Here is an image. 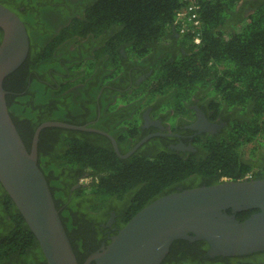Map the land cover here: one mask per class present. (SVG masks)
I'll list each match as a JSON object with an SVG mask.
<instances>
[{"label": "trees", "instance_id": "obj_1", "mask_svg": "<svg viewBox=\"0 0 264 264\" xmlns=\"http://www.w3.org/2000/svg\"><path fill=\"white\" fill-rule=\"evenodd\" d=\"M0 2L18 12L28 34L26 59L3 82L9 114L28 150L35 128L43 121L84 125L87 118L96 115L94 98L100 81L119 82L126 76L129 59L146 58L152 63L148 57L153 53L161 58L152 63V72L130 92L119 93L122 99L151 101L166 96L176 105L199 93L214 111H249L245 119L231 120L218 139L197 138L194 143L204 150L200 155L160 150L136 152L121 159L109 140L97 133L42 129L38 165L79 263L99 246L104 233L101 224L108 219L109 210L116 211L114 225L121 228L137 211L165 194L214 184L224 177L239 180L249 172L252 179L264 178V168L254 169L243 158L245 146L264 141V0L248 3L253 9L247 16L236 12L239 0H198L200 26L194 33H182L175 24L177 12L185 6L183 0H85L86 6L76 9L57 31L41 21L44 26L38 37L34 35L36 23L31 13L35 0ZM22 4L29 8L21 10ZM104 30L94 55L86 57L89 53L83 48L95 45L88 41ZM196 32L199 43L194 42ZM1 35L0 29V39ZM169 39L180 47L175 56L173 45L170 49L168 43H163ZM67 40L70 42L63 45ZM69 44L74 48L66 53ZM121 49L127 57L121 55ZM55 53L60 54V62ZM78 84L82 87L71 94L78 100L74 103L68 89ZM84 88H89L88 95ZM137 104L115 108L116 118L121 120L118 143L138 132ZM124 125L133 126L132 131L127 133ZM62 172L73 177L86 172L90 179L68 203L66 197L67 206L59 210L68 191ZM6 201L13 224L0 236V264H44L34 235L8 195ZM80 206H87L97 215L81 211ZM71 213L75 220L69 218ZM207 248L205 241L177 239L160 264H222L232 258L209 257ZM237 264L258 263L247 259Z\"/></svg>", "mask_w": 264, "mask_h": 264}, {"label": "water", "instance_id": "obj_2", "mask_svg": "<svg viewBox=\"0 0 264 264\" xmlns=\"http://www.w3.org/2000/svg\"><path fill=\"white\" fill-rule=\"evenodd\" d=\"M0 29V184L34 235L44 264H160L177 239L205 241L209 257L264 251V178L222 180L154 199L119 228L108 243H102L79 263L38 165L39 135L48 127L100 133L109 137L118 152L116 141L87 125L46 120L35 128L28 150L9 114L3 88L6 76L27 57L28 34L18 15L1 2ZM217 127L211 123L201 126L198 121L192 125L193 129L210 132ZM145 139L120 157L130 155ZM191 146L179 145L188 150ZM227 209L258 211L240 221ZM115 215L112 213L105 225L114 222Z\"/></svg>", "mask_w": 264, "mask_h": 264}, {"label": "flooded vegetation", "instance_id": "obj_3", "mask_svg": "<svg viewBox=\"0 0 264 264\" xmlns=\"http://www.w3.org/2000/svg\"><path fill=\"white\" fill-rule=\"evenodd\" d=\"M48 1V2H47ZM51 1V2H50ZM85 0H35V6H33L32 14L34 15V22L36 23V28L34 31L35 37L39 36L41 30L43 29L44 23L47 22L50 28L54 31L60 29L63 25H66L67 20L71 19L72 13L79 8H84L88 2H84ZM88 1V0H87ZM85 4H84V3ZM257 0H239L238 5L236 7V12H240L243 16H247L251 13L253 6L248 3L255 4ZM3 4V3H2ZM6 6V5H5ZM22 4L20 9H25V11L29 8ZM72 6V7H71ZM11 10V9H10ZM15 12L19 18L24 20L16 10H12ZM79 14L77 13L76 16ZM25 22V21H24ZM106 30L100 34L99 37L91 39L90 42L92 45L89 48H83L84 52H88L89 54L86 57H92L94 55V49L96 44H98L104 38V34ZM110 33H113L110 31ZM70 42V40L65 41L63 45H66ZM163 43H168V47L170 48L173 45L174 49H172V55L175 56L177 54V45L174 44L172 40H166ZM70 48V49H69ZM73 45L69 44L66 53L72 52ZM180 48V47H179ZM171 49V48H170ZM182 50V48H181ZM121 55L127 57V55L120 50ZM161 53V52H160ZM152 54V53H151ZM56 60L61 61L60 54H56ZM149 59L156 61V58H161L160 54L153 53L148 57ZM152 62V63H153ZM151 62H148L146 58L141 60L137 59H129L128 60V67H125L124 71L126 72V76L120 80L119 82H113V80H104L100 81L101 85L98 89V92L94 98V102L96 103V115L93 117H89L85 120L84 125L99 129L101 131L106 132L112 138L115 139L117 144L118 152H116L112 146V143L108 136L103 134L97 133L101 136H104L109 140L111 143L113 151L116 155L121 159H127L134 153L138 152H152V151H160V150H174L177 152H192L197 155H200L204 152L203 147L195 144L194 141L199 138L205 140L208 136H212L218 139V136H222L226 133V129L229 126V122L233 119H245L249 111L244 110H225L220 109L219 111H214L213 109L209 108L210 104L206 103L205 101L199 98V93L193 94L192 98L187 100H182L180 104L173 105L174 102L170 99L165 97H158L151 101H147L146 99H136L137 107H138V117L139 121L137 124L138 132L134 134L135 136L127 137L124 142L118 143L117 142V135H118V125L120 124L121 120L117 119L118 114H116V109L121 107L128 106L130 104H135V101H128V99H122L120 94L122 91L127 90L128 92L131 91V88L139 85L141 82L145 80L147 76L152 72L151 70ZM54 70L55 69L50 68ZM119 77V75L117 76ZM53 83L55 85L58 84L55 79H53ZM55 87H57L55 85ZM82 85H71L68 89L70 92V99L74 103H78V100L75 98V95H71L76 93ZM88 89L84 88L85 94L88 95ZM110 106H114L113 110H109ZM201 116L199 115V113ZM126 114V113H125ZM114 123V121H116ZM98 121V122H97ZM100 121V122H99ZM198 121L201 126L211 123L215 125H219L216 128L215 132H210L208 130H198L193 129L192 125ZM97 123V126L95 127ZM124 128L127 129V133H130L133 129V126L124 125ZM76 131V130H74ZM87 132V131H83ZM34 133V132H33ZM95 133V132H91ZM157 134V135H153ZM148 135L150 137L145 139ZM145 139L130 155L126 157H120V155H125L128 153L137 143L141 142ZM102 143L107 144L106 141ZM263 144V143H262ZM179 145H187L191 146L192 150L184 149L179 147ZM31 145H29L30 148ZM249 163H251V167L254 169L264 168V150L262 148H258L254 151L253 154L247 153L243 157ZM62 179L65 183V188H68V191L64 194V203L63 206L59 208L61 210L63 207H66L69 201H71L72 197L75 196L76 190H81V188L86 187V180L90 179L89 174L84 172L82 176H71L65 172L61 173ZM222 181V180H221ZM6 192L0 184V236H2L3 232L7 229L9 224L11 223V217L9 212L6 208ZM67 197V202L65 203V199ZM79 209L83 212H88L92 216H96L97 212H90L87 209V206L82 209L80 206ZM258 210L255 209H246V210H239V211H232L231 209H227L226 212L234 216L237 220H244L245 218L249 217L252 213L257 212ZM115 210H109V217L106 219L102 224L101 227L104 229V233L102 237H100V244L98 247L95 248L94 251L99 249L102 246V243H108L107 240L111 236L118 231V226L114 222L111 224L105 225L110 219L112 213L115 214ZM101 213V212H100ZM100 215V214H98ZM116 216V215H115ZM99 217V216H98ZM69 218L75 220V216L73 213L69 214ZM77 220H80L76 217ZM96 223V221H94ZM94 237V234L92 235ZM93 252V251H92ZM91 253V252H90ZM243 256L242 259L237 260L238 257ZM230 260H226L222 264H237L239 262H247L249 259L252 263L264 264V251H254L251 253H247L244 255H237L231 256Z\"/></svg>", "mask_w": 264, "mask_h": 264}, {"label": "built area", "instance_id": "obj_4", "mask_svg": "<svg viewBox=\"0 0 264 264\" xmlns=\"http://www.w3.org/2000/svg\"><path fill=\"white\" fill-rule=\"evenodd\" d=\"M185 6L177 12L176 14V20L175 24L179 25L180 32H195L196 29L200 26V19L198 16V10H199V3L198 0H183ZM198 32L195 34L194 42L199 43L200 39L198 36ZM252 174L249 172L244 175V177L241 179H251ZM222 180H230L226 177L222 178Z\"/></svg>", "mask_w": 264, "mask_h": 264}, {"label": "clouds", "instance_id": "obj_5", "mask_svg": "<svg viewBox=\"0 0 264 264\" xmlns=\"http://www.w3.org/2000/svg\"><path fill=\"white\" fill-rule=\"evenodd\" d=\"M263 143V144H262ZM250 145H252V147H251V149H250V151L252 150V151H256L258 148H262L263 150H264V141H260V142H258L257 144L256 143H254V144H249V145H247V146H250ZM256 146V147H255ZM249 151V152H250ZM248 152V153H249ZM244 155H246L245 153H244ZM244 157V156H243ZM251 173V172H250ZM252 174V173H251ZM252 179V178H251ZM239 180H241V179H239Z\"/></svg>", "mask_w": 264, "mask_h": 264}, {"label": "rangeland", "instance_id": "obj_6", "mask_svg": "<svg viewBox=\"0 0 264 264\" xmlns=\"http://www.w3.org/2000/svg\"><path fill=\"white\" fill-rule=\"evenodd\" d=\"M83 13H84V12H83ZM251 147H252V145H250V146H245V147H244V150H243L244 153L247 154V153L250 151Z\"/></svg>", "mask_w": 264, "mask_h": 264}]
</instances>
